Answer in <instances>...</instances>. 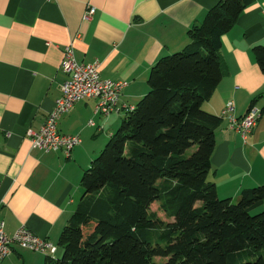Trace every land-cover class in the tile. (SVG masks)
<instances>
[{
	"label": "crops",
	"instance_id": "1",
	"mask_svg": "<svg viewBox=\"0 0 264 264\" xmlns=\"http://www.w3.org/2000/svg\"><path fill=\"white\" fill-rule=\"evenodd\" d=\"M218 1L0 0V220L8 236L23 225L53 247L43 255L13 246L0 264L55 259L60 234L82 196L83 172L126 115L125 107L134 108L147 94L151 67L182 51L190 43L188 30ZM88 5L95 13L83 21ZM71 43L78 63L98 61L102 79L127 85L117 113L95 114L97 101L86 99L59 119L62 135L81 139L66 157L62 151L32 148L25 132L38 130L60 97L67 78L60 69L63 49ZM255 46H264V0H254L222 36L223 77L202 104L220 118L209 181L220 199L232 202L243 190L264 185V74L252 53ZM228 101L236 118L253 105L262 111L245 139L222 117Z\"/></svg>",
	"mask_w": 264,
	"mask_h": 264
},
{
	"label": "trees",
	"instance_id": "2",
	"mask_svg": "<svg viewBox=\"0 0 264 264\" xmlns=\"http://www.w3.org/2000/svg\"><path fill=\"white\" fill-rule=\"evenodd\" d=\"M253 3L219 0L182 51L151 67L147 94L81 176L61 257L44 264H264V185L218 197L220 118L202 109L223 77L222 36ZM252 53L264 74V46Z\"/></svg>",
	"mask_w": 264,
	"mask_h": 264
},
{
	"label": "built area",
	"instance_id": "3",
	"mask_svg": "<svg viewBox=\"0 0 264 264\" xmlns=\"http://www.w3.org/2000/svg\"><path fill=\"white\" fill-rule=\"evenodd\" d=\"M95 13V8L88 5L82 15L83 21H90ZM60 69L67 78L60 85V97L45 118L44 123L38 130L27 129L25 136L29 139L32 148L43 152L62 151L69 157L75 146L81 143L78 135H62L57 128L59 119L68 114L74 104L81 100L95 99V114L107 117L118 112L119 97L122 89L127 85L122 81L102 79L100 76V63L95 61L90 64L78 63L74 57L72 43L63 49V58ZM133 108H126L129 112ZM262 111L255 105L251 106L247 113L240 118L233 115V103L228 101L222 111L228 121V128L238 132L245 139L257 125ZM93 126L94 123L89 121ZM13 246L20 247L32 252L48 255L53 252V247L45 239L37 237L25 226H20L8 236L5 233V223L0 220V261L11 254Z\"/></svg>",
	"mask_w": 264,
	"mask_h": 264
},
{
	"label": "rangeland",
	"instance_id": "4",
	"mask_svg": "<svg viewBox=\"0 0 264 264\" xmlns=\"http://www.w3.org/2000/svg\"><path fill=\"white\" fill-rule=\"evenodd\" d=\"M125 116H126V115H124L123 117H121V120L118 119V121L120 120L118 123L121 124V122H122V120L125 118ZM120 124H119L117 127H115V129H114V133L118 130ZM114 133H113V134H114ZM103 148H104V147H103ZM102 150H103V149H102ZM97 156H98V155H97ZM157 208H158L157 204H153V205L151 206V210H152V211H156V212L158 213V216L165 220L164 216L158 212ZM61 255H62V251L60 250V251L57 252V255H56L55 259L60 258ZM154 260L157 261V262L160 261V259H158V258H155Z\"/></svg>",
	"mask_w": 264,
	"mask_h": 264
}]
</instances>
